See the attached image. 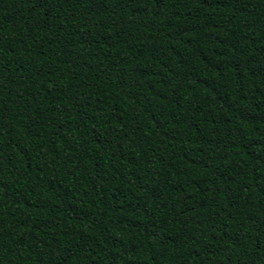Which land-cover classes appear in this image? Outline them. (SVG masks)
I'll list each match as a JSON object with an SVG mask.
<instances>
[{
	"label": "trees",
	"instance_id": "obj_1",
	"mask_svg": "<svg viewBox=\"0 0 264 264\" xmlns=\"http://www.w3.org/2000/svg\"><path fill=\"white\" fill-rule=\"evenodd\" d=\"M0 264H264V0H0Z\"/></svg>",
	"mask_w": 264,
	"mask_h": 264
}]
</instances>
